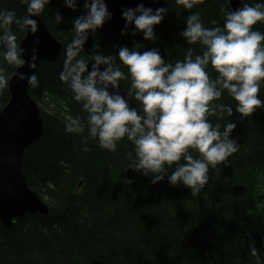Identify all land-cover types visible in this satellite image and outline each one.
<instances>
[{
    "label": "trees",
    "instance_id": "16d2710c",
    "mask_svg": "<svg viewBox=\"0 0 264 264\" xmlns=\"http://www.w3.org/2000/svg\"><path fill=\"white\" fill-rule=\"evenodd\" d=\"M85 2L78 0L73 11L64 0H52L39 17L62 44V53L55 62H42L35 73L38 86H29V94L47 111L42 110L41 140L26 151L23 174L29 188L47 199L50 214L19 218L11 229L0 223V264H264V108L241 119L237 102L225 93L220 102L232 106L233 115L210 119L221 125V132L226 122L236 123L232 138L239 150L228 166L210 169L208 184L195 194L183 185L172 187L167 178L153 185L150 177L133 171L128 153L135 155L134 146L126 139L112 153L88 137L90 150L84 151L87 127L83 137L65 131L69 116L86 123L82 105L60 80L73 22L85 13ZM257 2L245 0L241 7ZM140 3L169 10L155 27L157 40H144L142 33L132 36L134 25L121 35L126 23L121 19L93 35V55L118 57L120 47L133 48L135 42L142 44L141 52L157 48L175 63L189 47L201 54L199 45L190 46L179 35L189 15L197 12L205 27L214 28L223 27L225 12L232 11L228 0H203L192 10L175 0H133L130 7ZM26 7L21 0H0V10L17 16L26 15ZM57 12L63 16L61 24L54 20ZM253 27L264 32V23ZM14 31L21 43L26 33ZM81 55L89 59L85 50ZM2 67L10 77L16 71L6 63ZM209 72L214 78L211 66ZM121 85L127 91L130 79ZM259 96L264 99V84ZM8 102L7 87L0 91V111ZM253 242L258 256L251 254Z\"/></svg>",
    "mask_w": 264,
    "mask_h": 264
},
{
    "label": "clouds",
    "instance_id": "9594fccd",
    "mask_svg": "<svg viewBox=\"0 0 264 264\" xmlns=\"http://www.w3.org/2000/svg\"><path fill=\"white\" fill-rule=\"evenodd\" d=\"M51 2L21 0L27 6L22 17L13 10H0V91L11 79L2 65L20 69L26 63V49L18 42L14 27L35 36L38 22L33 17H40ZM202 2L175 0L184 10ZM64 4L76 11L78 0H64ZM84 7L85 13L73 22L74 36L65 51L60 80L82 105L86 123L85 118L69 116L65 131L83 137L87 127L84 151L90 150L86 146L88 137L112 153L126 139L134 146L135 155L128 153L133 171L150 177L153 185L167 178L172 187L183 185L193 194L201 192L209 182L210 169L228 166L229 158L239 150L237 140L232 138L236 123L226 122L221 132V125L210 119H223L225 113L233 115V107L220 102L225 93L237 102L235 112L241 119L264 108V99L259 96L264 84V32L253 27L264 23V0L225 12L223 27L207 28L197 12L189 15L179 35L188 45H199L201 54H194V48L189 47L184 58L175 63L166 61L157 48L141 52L142 44L135 42L133 48L120 47L118 57L95 54L85 59L81 53L89 35L101 29L113 14L106 0H86ZM168 11L166 7L153 10L143 3L123 8L126 23L121 35H127L134 25L132 36L142 33L144 40L155 42V27ZM54 20L61 24V13L57 12ZM37 60L38 49L33 47L27 66L35 68ZM210 66L216 73L214 78ZM13 75L38 86L36 74L27 76L19 71ZM129 79L126 98L120 94V87L122 80ZM132 100L138 102V108L131 106ZM192 153H198V157ZM250 251L253 256L259 255L254 242Z\"/></svg>",
    "mask_w": 264,
    "mask_h": 264
},
{
    "label": "water",
    "instance_id": "95a60500",
    "mask_svg": "<svg viewBox=\"0 0 264 264\" xmlns=\"http://www.w3.org/2000/svg\"><path fill=\"white\" fill-rule=\"evenodd\" d=\"M245 0H228L232 10L241 7ZM113 18L107 25H113L122 19V9L130 7L133 0H106ZM38 32L34 36L26 33L21 45L26 49L25 65L15 72H23L27 76L36 73L42 62H54L62 53V44L50 33L39 17ZM39 39V44L34 41ZM93 34L85 45L89 60L93 55ZM33 47L38 49V60L35 68L27 65L31 60ZM104 66H102L103 69ZM91 69V65H89ZM27 79L19 80L15 75L9 81V102L0 111V223L11 229L15 221L27 215L49 216L48 206L29 188L23 174V163L26 151L38 143L44 133V117L37 101L29 94ZM120 94L127 98L128 93L121 85ZM131 106L136 107L131 101ZM131 169L128 170V177Z\"/></svg>",
    "mask_w": 264,
    "mask_h": 264
},
{
    "label": "rangeland",
    "instance_id": "374dc122",
    "mask_svg": "<svg viewBox=\"0 0 264 264\" xmlns=\"http://www.w3.org/2000/svg\"><path fill=\"white\" fill-rule=\"evenodd\" d=\"M91 51H92V50H91ZM133 101H134V100H133ZM38 102H39V101H38ZM38 102H37V103H38ZM38 105H39V107L41 108V110L47 111L46 108L42 105V103L39 102ZM40 199H41V198H40ZM42 199H43L42 201L48 206V204H47V203H48V202H47V199H46L45 197H43V196H42Z\"/></svg>",
    "mask_w": 264,
    "mask_h": 264
},
{
    "label": "bare ground",
    "instance_id": "6f19581e",
    "mask_svg": "<svg viewBox=\"0 0 264 264\" xmlns=\"http://www.w3.org/2000/svg\"><path fill=\"white\" fill-rule=\"evenodd\" d=\"M119 21H120V20H119ZM55 61H56V60H55ZM55 61H54V62H55ZM36 144H37V143H36ZM36 144H35V145H36Z\"/></svg>",
    "mask_w": 264,
    "mask_h": 264
}]
</instances>
